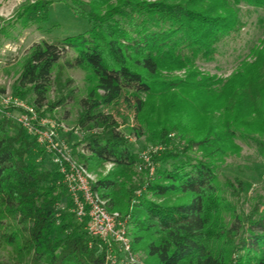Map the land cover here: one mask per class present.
I'll list each match as a JSON object with an SVG mask.
<instances>
[{
    "label": "trees",
    "instance_id": "16d2710c",
    "mask_svg": "<svg viewBox=\"0 0 264 264\" xmlns=\"http://www.w3.org/2000/svg\"><path fill=\"white\" fill-rule=\"evenodd\" d=\"M57 2L87 19L89 30L35 44L16 79L15 94H33V105L42 114L54 69L69 50L76 54L71 67L90 70L96 85L82 101L78 124L100 132L79 143L88 156L75 151L73 155L87 170L105 163L118 168L93 188L108 200L110 211L128 217L133 250L153 264H264V196L246 212L239 206L241 192L229 182L223 188L218 174L217 159L238 134H245L244 111L238 106L237 115L211 125L208 116L218 106L212 92L198 83L192 88L186 81L161 79L164 73L182 70L195 79L191 69L212 61L219 46L239 32L240 5L264 11V0H39L22 5L10 28L44 29L50 7ZM241 70L228 84L238 80L248 86L247 67ZM177 88L190 90L192 100L181 97L179 103L167 105L168 116L160 126L139 116L142 127L133 129L137 137L144 136L146 128L149 143L162 149L153 157L154 176L126 190L120 179L128 176L139 155L121 129L127 117L117 119L106 109L130 95L160 97L166 105ZM173 110L183 123L201 116L207 120L198 127L190 122L192 128L184 129L178 121L167 123L175 119ZM173 132L183 138L182 148L172 146ZM195 148L200 156L193 155ZM173 196L176 202L167 201ZM73 208L63 176L48 154L14 119L2 114L0 264H107L108 246L89 235L87 219L79 221Z\"/></svg>",
    "mask_w": 264,
    "mask_h": 264
},
{
    "label": "rangeland",
    "instance_id": "374dc122",
    "mask_svg": "<svg viewBox=\"0 0 264 264\" xmlns=\"http://www.w3.org/2000/svg\"><path fill=\"white\" fill-rule=\"evenodd\" d=\"M37 1L39 0H0V98L2 96L18 98L29 107H35L33 105L34 95L22 96L18 91L20 94L18 96L15 93L16 79L33 46L43 41L53 43L67 37L83 35L89 30L87 19L77 16L72 8L63 2L54 3L50 7L49 20L45 22L44 29L40 30L36 27L22 29L20 26L10 28V21L12 22L16 17L18 9L26 3ZM69 3L71 4L70 1ZM239 17L242 25L235 37L219 46L212 61L198 62L194 69H191L192 73H195V79L187 77L190 74L187 70L164 73L161 79L169 82L186 81V86L190 85L192 88L198 83L199 86H205L203 90L208 89L212 92L213 102L218 101V106L213 107L212 113L208 116L207 122H212L211 125L217 121L220 122L227 115H237L238 106L241 107V111H244L245 125L242 132L245 134H238L233 146L228 147L226 154L217 161L222 187L224 188L227 182L234 185L235 189L241 192L242 198H240L239 206L249 212L261 196H264V100L262 99L264 93V11L254 6L241 4ZM75 55L74 51L69 50L55 67L47 105L41 109L42 114H38L43 120L49 119L56 122L59 139L68 144L73 154L75 151L76 154L82 153L88 156V151L79 143L89 135L99 133L100 129L90 130V126L81 127L78 120L83 112L82 101L89 98L96 84L90 70L70 66ZM251 65H253L252 68H250ZM243 67H247L250 76L248 86L242 87L241 83L238 84V80L228 84L238 71H242ZM241 94L244 95L243 100L240 99ZM181 97L186 101H191L192 92L183 91L180 88L174 89L170 98L166 99L168 100L166 105L165 100L160 97L130 95L106 109V113H113L117 119L127 117V124L121 129L131 149L139 155L137 164L130 169V172H127L128 176L120 179V182L124 181L126 190L132 185L143 186L154 176L156 163L153 157L162 149L149 143L146 128L143 130L146 134L140 138L137 137L133 129L142 127L139 116L153 127L160 126L168 116L166 106L179 103ZM10 108V110L4 109L0 104V116L5 115L7 111L16 110ZM174 112L173 110L171 115L175 116V119H172V122L168 119L167 123L178 121L184 129L190 126V122L198 127L207 120L201 116L202 119L201 117L194 118L192 121L186 120L183 123L179 120L180 117L176 118L177 115ZM17 114L16 111L15 115ZM171 137L173 147L182 148L185 145L179 133L173 132ZM200 154L197 148L193 150V155L200 156ZM117 169L116 165L105 163L89 172L98 180L116 173ZM115 177L119 179V176L115 175ZM227 196L230 197L228 194ZM175 199L177 197L173 196L167 201L176 202ZM152 200L164 201L158 197ZM121 215L125 217L124 213ZM133 256L137 262L153 264L147 262L144 253L133 250Z\"/></svg>",
    "mask_w": 264,
    "mask_h": 264
},
{
    "label": "built area",
    "instance_id": "2783aa9c",
    "mask_svg": "<svg viewBox=\"0 0 264 264\" xmlns=\"http://www.w3.org/2000/svg\"><path fill=\"white\" fill-rule=\"evenodd\" d=\"M0 99L4 109H16L7 111L5 115L14 119L34 137L38 146L48 154L50 163L58 168L73 201L76 218L79 221L87 219L86 229L89 235L108 246L107 264H143L137 262L133 256L132 241L128 234V217L109 210L108 200L102 199L93 188L97 182L95 176L77 162L68 144L59 139L56 122L43 120L35 107L27 106L18 98L2 96Z\"/></svg>",
    "mask_w": 264,
    "mask_h": 264
}]
</instances>
